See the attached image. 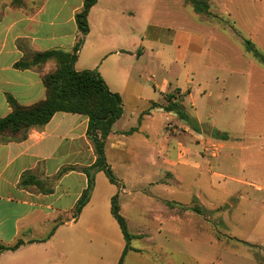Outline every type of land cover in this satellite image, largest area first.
I'll list each match as a JSON object with an SVG mask.
<instances>
[{
	"label": "crops",
	"instance_id": "crops-1",
	"mask_svg": "<svg viewBox=\"0 0 264 264\" xmlns=\"http://www.w3.org/2000/svg\"><path fill=\"white\" fill-rule=\"evenodd\" d=\"M10 1L5 0L0 13V119L12 111L7 95L22 106L46 99L42 76L55 69V62L27 70H18L15 64L33 52L71 53L80 37L76 14L84 6V0H30L39 4L13 9ZM165 2L169 3L167 10L171 16H180L185 8L191 7L182 0ZM159 3L161 0H98L90 10L89 33L74 65L76 72L98 71L109 90L119 94L123 103L144 104L142 109L136 107L130 117L123 112L106 140L107 163L120 186L112 184L103 172L97 173L88 204L78 218L74 217L88 178L80 171L59 174L68 167L89 168L96 162L94 147L87 135L89 118L85 115L59 112L43 128L32 129L25 140L0 141V242L6 246L18 241L24 243L14 252L0 254V264H120L126 240L112 215V201L116 197L127 228L130 223L145 225L147 219L153 218L159 226L158 234H166L165 238L171 236L170 246L149 242L161 262L168 254H179L184 207L196 200L206 209L200 185L206 177L213 192L228 197V202L225 201L233 211L237 202L249 195L245 187L264 191L260 184L233 176L235 162L240 159L234 147L228 148L232 136L210 120L213 95L208 83L219 87L220 77L207 79L199 73L197 86L192 87V82H188L189 90L177 89L170 94L166 92V82L158 89L164 95L162 101L155 92L151 96L146 88L135 83L134 58L140 59L145 50L153 51L164 30L171 34L167 49L176 55L178 62L187 64L188 53L196 51V64L191 62L188 74L206 56L202 55L203 48L196 49V42L203 43L210 38L190 31L194 30L190 27L165 29L152 24ZM244 49L252 55L245 46ZM171 95L179 100L184 113L199 131L184 120L177 121L176 113L164 109ZM159 113L168 123L167 129L159 127ZM205 127L225 134L228 140H218L215 136L214 140H207ZM216 169L223 170L227 176ZM26 175L40 185H21ZM191 178L198 190L191 203L183 204L179 196ZM218 179L228 181L220 185L216 183ZM131 236L134 242L151 235L140 232ZM99 238L111 245L107 256L104 249L95 247ZM236 241L248 253L232 255L236 259L232 260L234 264H264V254L250 251L264 249V237L261 242L244 238ZM128 250L142 253L132 247ZM127 255L128 251L122 264Z\"/></svg>",
	"mask_w": 264,
	"mask_h": 264
},
{
	"label": "rangeland",
	"instance_id": "rangeland-1",
	"mask_svg": "<svg viewBox=\"0 0 264 264\" xmlns=\"http://www.w3.org/2000/svg\"><path fill=\"white\" fill-rule=\"evenodd\" d=\"M4 2L5 0H0V13ZM210 3L213 16L198 15L191 7L185 8L180 16H171L167 10L169 3L161 0L152 23L165 29L183 30L190 27L194 29L190 31L210 38L203 43L196 42V49L203 48L202 55H206L202 58L203 63L198 68L192 67L193 71L188 74L191 62L196 64V51L191 50L188 53L187 64L178 62L176 55L167 49L171 34L164 30L159 36L158 44L153 46V51L145 50L140 59L137 56L134 58V80L140 88H146L151 96L155 92L162 101L164 95L159 93L158 89L161 90L166 82V92L170 94L177 89L189 90L188 82H192V87L197 86L199 73L200 76L205 74L207 79L220 77L219 87L213 82L210 85L208 83L209 92L213 95V117L210 120L215 121L219 128L232 136L228 148L234 147L240 159L235 162L237 166L234 165L233 176L264 186V63L247 54L244 49V42L248 40L264 54V0H210ZM22 4H28L29 8H32L39 2L22 0ZM197 27L199 29L195 31ZM49 61L55 62L56 68V61ZM46 64L38 67L44 68ZM136 107L142 109L144 104L139 101H125L123 112L130 117L135 114ZM157 119L159 127L167 129L168 123L162 120L164 118L161 113ZM189 119L192 120L190 117ZM203 129L207 140H214L212 128ZM216 172L226 175L220 169H216ZM227 181L228 179H218L216 183L223 185ZM193 184L195 182L192 178L184 184L183 193L179 196L183 204L194 200L198 186ZM200 185L204 190L202 202L206 213L200 215L186 210L181 234L183 237L178 244L179 254H168L163 261L158 260L161 257L151 249L149 242H163L168 245L171 236L167 235V240L166 234L159 235V226L151 218L147 219L145 225L130 223L129 235L147 232L151 236L134 242L131 240L128 248H136L142 253L127 250V260L124 264H234L236 259L232 255L248 253L242 244L236 243V239L244 238L253 242L263 240L264 191L257 192L252 187H245V192L249 195H245L246 200L238 201L233 211L230 209V203H227L228 197L211 190L208 177ZM98 240L99 243L95 247L104 249L107 256L111 246L109 241L104 242V239L101 242V238ZM250 251L257 255L264 254L262 248Z\"/></svg>",
	"mask_w": 264,
	"mask_h": 264
},
{
	"label": "trees",
	"instance_id": "trees-1",
	"mask_svg": "<svg viewBox=\"0 0 264 264\" xmlns=\"http://www.w3.org/2000/svg\"><path fill=\"white\" fill-rule=\"evenodd\" d=\"M182 1L190 5L197 14L211 16L209 0ZM97 2L98 0H84L82 10L76 14L80 37L71 53L61 50H52L44 53L33 52L24 60L15 64L16 69L27 70L42 66L49 60H55L57 66L54 70L42 76L46 89L45 100L31 106H22L11 95H7V101L12 111L7 117L0 119V140L9 142L25 140L32 129L43 128L59 112L85 115L89 118L87 135L94 147L96 162L89 168L68 167L59 174L61 176L70 171H80L88 178L87 189L83 192L74 209L75 218H78L91 198L97 173L103 172L112 184L120 186L107 163L105 145L113 125L122 117V99L119 94L109 90L98 71L76 72L74 69L78 53L83 46L85 37L89 33L88 16L90 10ZM10 6L13 9L24 8L22 0H12ZM244 46L256 60L262 64L264 63V54L252 42L246 40ZM167 99L169 104L164 109L168 112L176 113L179 119L186 121L194 130L199 131V127L193 121H190L189 117L184 113L179 100L175 99L174 95L168 96ZM214 136L222 140H227L228 138L226 135L217 132H214ZM29 184L40 185L33 178L26 175L23 177L21 185L27 186ZM184 208L200 215L206 213L205 208L196 200L191 206H185ZM112 215L118 222L127 242L126 250L123 254L124 257L133 237L129 235L126 221L120 214L117 197L112 201ZM22 245H24L22 241H18L12 246H6L0 242V254L10 251L14 252ZM123 257L120 264L123 262Z\"/></svg>",
	"mask_w": 264,
	"mask_h": 264
}]
</instances>
